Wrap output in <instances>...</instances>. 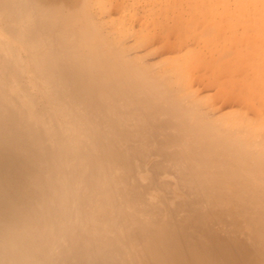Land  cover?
<instances>
[{
  "label": "bare ground",
  "instance_id": "bare-ground-1",
  "mask_svg": "<svg viewBox=\"0 0 264 264\" xmlns=\"http://www.w3.org/2000/svg\"><path fill=\"white\" fill-rule=\"evenodd\" d=\"M0 264H264V0H0Z\"/></svg>",
  "mask_w": 264,
  "mask_h": 264
},
{
  "label": "rangeland",
  "instance_id": "rangeland-1",
  "mask_svg": "<svg viewBox=\"0 0 264 264\" xmlns=\"http://www.w3.org/2000/svg\"><path fill=\"white\" fill-rule=\"evenodd\" d=\"M223 5V4H222Z\"/></svg>",
  "mask_w": 264,
  "mask_h": 264
}]
</instances>
